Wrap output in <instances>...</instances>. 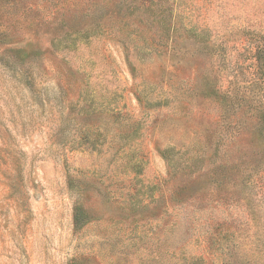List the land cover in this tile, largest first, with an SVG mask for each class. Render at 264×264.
<instances>
[{"label":"rangeland","instance_id":"rangeland-1","mask_svg":"<svg viewBox=\"0 0 264 264\" xmlns=\"http://www.w3.org/2000/svg\"><path fill=\"white\" fill-rule=\"evenodd\" d=\"M249 32L264 0H0V264H250L264 133L205 136L264 98Z\"/></svg>","mask_w":264,"mask_h":264},{"label":"trees","instance_id":"trees-1","mask_svg":"<svg viewBox=\"0 0 264 264\" xmlns=\"http://www.w3.org/2000/svg\"><path fill=\"white\" fill-rule=\"evenodd\" d=\"M146 1H149V0H146ZM140 3L142 4L141 1ZM248 36L250 38H253L256 41V43L260 41V43L256 44V46L253 48V59L255 61V72L257 75L256 87L257 89L262 90V92L264 93V34L259 35L258 33H255V32H249ZM163 46L165 47L164 44H160V47H163ZM198 95L203 96L204 94L199 93L197 94V96ZM209 97H210L209 95L206 96V98H209ZM227 97H228L227 94L219 97L220 98L219 102L224 103ZM251 99L253 100L254 103L247 99L237 100L238 102L236 103V105L239 108L246 107L247 109L250 110L249 114H245L247 115L246 116L247 120L239 119L238 120L239 125H238L236 124V121L226 122L225 121L226 117L224 116L222 118V115H220L219 119L213 123V128L206 131V134H205L206 138H211L213 134L223 133L227 131L228 134L225 133L223 135H228L229 141H233L232 143L235 145L236 136L240 137L241 131H244V126L246 127V124H248V131L249 129H252L254 133L257 132L260 135L264 133V98L263 100H259L256 98H251ZM235 102L236 101H233L232 103V108H231L232 111L238 108L236 105H234ZM251 110H253L254 114H251ZM248 120L250 121L248 122ZM253 120L257 122L254 123ZM247 171L248 170H246L244 174L246 175L247 173L248 178L243 174L242 179L243 178L245 179L240 184H237L238 187H240L241 184H244V186L246 187L257 184L256 180H254V177L250 176L249 172ZM239 172L241 171L239 170L238 173ZM255 175H258V173L255 172ZM263 208H264V204H263ZM252 229L255 230L254 226H252ZM234 240L236 243V247L240 246L241 238L237 237ZM250 240L251 241H250L249 247L252 252L250 264H264V226H263V230L260 233L256 231V235H251Z\"/></svg>","mask_w":264,"mask_h":264}]
</instances>
